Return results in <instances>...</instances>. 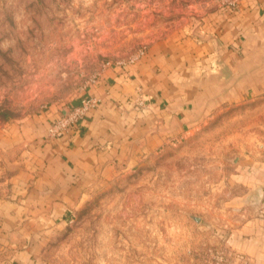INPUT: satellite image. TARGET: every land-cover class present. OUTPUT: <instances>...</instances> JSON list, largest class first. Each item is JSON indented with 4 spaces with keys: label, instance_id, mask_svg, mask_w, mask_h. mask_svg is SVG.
Here are the masks:
<instances>
[{
    "label": "crops",
    "instance_id": "1",
    "mask_svg": "<svg viewBox=\"0 0 264 264\" xmlns=\"http://www.w3.org/2000/svg\"><path fill=\"white\" fill-rule=\"evenodd\" d=\"M92 96L99 105L61 137L49 129L64 105L0 128V264H50L87 191L208 124L227 168L214 241L229 264H264V0L192 18L107 68L72 106Z\"/></svg>",
    "mask_w": 264,
    "mask_h": 264
},
{
    "label": "rangeland",
    "instance_id": "2",
    "mask_svg": "<svg viewBox=\"0 0 264 264\" xmlns=\"http://www.w3.org/2000/svg\"><path fill=\"white\" fill-rule=\"evenodd\" d=\"M221 6V0H0V128L51 105L72 107L107 68L127 66L158 38ZM228 123L226 130L237 126ZM212 127L87 191L48 250L50 264H225L230 256L214 241L213 224L227 168L222 135L209 136Z\"/></svg>",
    "mask_w": 264,
    "mask_h": 264
},
{
    "label": "built area",
    "instance_id": "3",
    "mask_svg": "<svg viewBox=\"0 0 264 264\" xmlns=\"http://www.w3.org/2000/svg\"><path fill=\"white\" fill-rule=\"evenodd\" d=\"M221 1L222 7L231 8L233 10L238 9L240 6V0ZM143 54L144 51L139 55V57H141ZM139 57L133 60L131 63L137 61ZM99 101L100 100L96 97H85L78 105L63 110L60 113L58 119L51 125L49 129V137H61L65 132H68L74 127L78 126V124L86 118L88 112L98 105ZM225 264H229L228 261Z\"/></svg>",
    "mask_w": 264,
    "mask_h": 264
}]
</instances>
